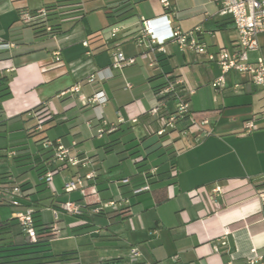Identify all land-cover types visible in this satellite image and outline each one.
Returning <instances> with one entry per match:
<instances>
[{"label": "crops", "instance_id": "0c3cea01", "mask_svg": "<svg viewBox=\"0 0 264 264\" xmlns=\"http://www.w3.org/2000/svg\"><path fill=\"white\" fill-rule=\"evenodd\" d=\"M55 1L0 0V43L10 45L0 50V78L7 79L8 89L0 97V125L8 127L9 124L19 145L26 150L18 165L23 173L38 172L40 167L52 162L51 158L44 163L53 155L42 150L44 139L60 140L69 148L75 144L72 152L80 159L99 158L104 151L97 148L98 139L92 150L93 130L87 123L94 122L101 112L84 105L98 91H103L108 98L102 109L108 122L116 123L120 115L126 120L122 128H131L132 137L137 140L154 134L159 122L146 113L158 104L149 82L157 75L183 82L191 120L196 123L206 120L203 131L211 133L199 140L194 139L195 135L180 138L179 144L174 140L176 177L170 173V163H166L164 171L152 166L149 175L141 174L132 158L134 172L123 173L125 156L118 153H115L119 156L118 164L112 160L106 166L108 161L103 160L99 165L65 170L74 169L73 178L91 171L97 173V178L90 183L91 189L97 191L96 196L88 199L92 206H97L98 200L119 201L121 197L129 200V206L124 205L119 211L108 210L100 216H87L84 224L90 228L86 234H80L79 228L84 224L79 220L62 215L58 224L61 235L66 231L71 237L91 236L97 249L117 248L126 253L119 252L116 257L100 259L95 264H228L230 261L243 264L255 255L264 258V206L259 198L264 192V180H261L264 89L256 87L249 75L234 72L227 76L225 89H214L212 84L221 76V69L205 55L182 52L171 43L165 55H153L145 47H139L141 18L153 19L164 13L159 0H132L133 16L123 21L115 14L116 0H78L84 12L82 18L69 19L56 37L36 34L32 26L43 18L40 11ZM221 1L174 0L171 10L174 27L181 31L202 27V39L209 52L237 50L238 35L229 17L220 13ZM84 42H88V47ZM259 45L261 49L253 53L255 58H250L251 61L259 56L264 58V34L259 36ZM117 51L134 58L135 63L112 71L111 77L102 82L89 84L90 75L112 65L111 56ZM76 86L80 91L71 93L70 89ZM190 91L194 92L191 96ZM38 107L48 110L41 113L40 119L31 116ZM133 117L138 119L136 124L130 122ZM249 120H254L259 130L243 134L244 123ZM29 121L36 124L29 126ZM39 123L43 129L36 131ZM32 132L35 134L31 136ZM65 171L55 177L56 196L40 175L44 188L50 191L46 199L38 195L34 200L36 191L22 187L26 200L24 206L12 207L13 218L30 204L40 224L49 227L53 221H42L43 207L51 212L62 202L81 201V193L76 199L62 200L66 193L61 174ZM9 173L1 175V180L6 179L2 185L13 183ZM127 178L129 185L117 184ZM146 183L151 185V191L137 196L131 194L132 189ZM215 184L225 189V195L214 209L191 196L197 189L209 192ZM125 210L129 211L128 215L122 214ZM93 219H103L104 224L99 225ZM226 232L228 244L222 247ZM49 239L51 244L54 239ZM15 241L21 244L28 240L22 233ZM132 248L140 250L139 259H132ZM72 253L76 254H69ZM78 260L69 264H79Z\"/></svg>", "mask_w": 264, "mask_h": 264}, {"label": "built area", "instance_id": "2783aa9c", "mask_svg": "<svg viewBox=\"0 0 264 264\" xmlns=\"http://www.w3.org/2000/svg\"><path fill=\"white\" fill-rule=\"evenodd\" d=\"M163 7L164 13L162 16L149 19L141 18V34L137 39V45L139 47H145L153 55L167 54V45L176 44L182 52H191L194 55H205L209 62L216 63L221 69V76L214 81L212 87L214 89L223 90L227 84V76L234 72L238 74H247L250 76L251 82L258 88L264 89V58L259 56L255 61L250 60V53L259 52V36L264 34V0H222L220 4V13L229 17L233 22L236 33L238 35L237 50L228 51L227 49H220L217 52H209L208 45L203 41L204 36L202 27L198 26L188 31H181L179 28L174 27L173 19L171 18V10L173 5L171 0H159ZM40 16H46V10L40 11ZM162 29V32L160 30ZM50 31V28L47 29ZM83 45L88 47V42H84ZM10 45L0 43V50L8 49ZM91 55V53H88ZM114 61L109 68L101 69L93 73L88 78L89 84L96 82H102L111 77V72L116 70H122L125 67L133 65L135 63L134 58H127L124 53L117 51L113 55ZM57 62L60 60L57 58ZM110 73L109 76H104V73ZM127 88H131L127 85ZM183 82L180 79H174L168 81L167 85L162 88L157 94L158 104L156 107L146 113L147 116L155 118L159 122V127L155 131L156 138L168 137L169 141L174 144L172 138L173 133H178L181 139H186L191 136H196L194 139L199 140L203 137L211 135L209 132H204L203 127L208 123L206 120L200 123L194 122L190 127H182V123L185 118L190 116V109L187 96L183 93ZM80 87L76 86L70 89L71 93H78ZM68 94V92L63 95ZM194 92L190 91L189 95H193ZM188 95V96H189ZM108 103V98L103 91H98L93 94L91 98L84 102L85 106L93 107L96 110H100L101 114L96 117L94 122H88L87 126L93 130L94 137L98 140L103 139L107 134H111L119 128L120 125H124L126 120L119 115L116 123L108 122L104 116L102 109ZM48 112L46 107H41L38 111H33L31 116L34 118L41 117L42 112ZM130 122L136 124L137 118H131ZM43 126L39 123L36 126V131H41ZM259 127L254 120H249L244 123L243 134H250L258 131ZM42 150L45 152H52V162L47 164L46 171L42 176V180L46 187L57 195L55 189V177L62 171L70 168H79L85 165H99L100 161L98 157L80 159L73 154V148L64 146L60 140L44 139L41 142ZM17 153L12 151L8 154L9 158H15ZM143 161L142 156L133 158L135 164ZM172 175L176 177L177 172H172ZM97 178V173L91 171L84 176L77 175L73 181L64 184L63 191L66 194L79 192L82 195L81 201H66L58 205L57 208H52L53 223L48 227L50 233L47 235L53 239L61 237V231L58 227L60 222V215H65L69 218L79 220L81 224H84V218L87 216H100L106 213L108 210L119 211L124 205L129 206V200L122 198L119 201H107L101 202L98 200L97 206H92L88 201L90 196H96L97 191L92 188L90 183ZM264 180V175L261 177ZM119 185H129L130 180L123 179L118 181ZM92 190V192H89ZM151 191V185L145 184L144 186L132 189L131 194L134 196ZM0 194L4 198L10 197V205L14 208L24 206L23 202L26 200V195L23 188L16 183H7L2 185ZM225 195V189L215 184L211 187L210 191H204V189H197L191 192V196L197 199L200 203L214 209L220 198ZM264 206V192L259 194ZM92 206V207H91ZM35 215L36 211L32 205H25L24 211L14 214V219L18 221L23 230V235L31 243H36L39 235L35 227ZM226 232L221 246H227ZM218 251V250H216ZM132 259L137 260L141 257V252L137 248L130 250ZM228 264H235L230 261ZM243 264H264V258L257 255L250 257Z\"/></svg>", "mask_w": 264, "mask_h": 264}, {"label": "trees", "instance_id": "16d2710c", "mask_svg": "<svg viewBox=\"0 0 264 264\" xmlns=\"http://www.w3.org/2000/svg\"><path fill=\"white\" fill-rule=\"evenodd\" d=\"M118 7H116L115 14L119 21L126 20L133 16V1L132 0H116ZM46 10V16L38 21L32 28L35 33L42 36L56 37L63 32V25L69 19L82 18L84 12L80 8V2L78 0H56L55 2L48 4L44 8ZM50 28V31L47 29ZM174 78H164L162 75H157L149 79V82L153 85V90L157 94L162 88L167 85L168 81H172ZM7 79L0 78V97L6 92ZM0 98V99H1ZM41 107H38V111ZM35 109V111L37 110ZM95 127H97L96 121H94ZM194 123L191 120V115L185 118L182 123V127H190ZM32 132L30 135H34ZM42 142V141H41ZM98 149H102L106 154L118 153L124 155L123 160L133 159L137 156H142L143 161L135 164L139 173L149 175L151 169L159 168L160 166L170 163L171 172L176 171L175 160L177 157V151L173 144L169 141L168 137L156 138L155 133L146 136L140 140L132 137L131 128H122L120 125L117 131L107 134L103 139L99 141ZM153 156L156 162L149 164L150 157ZM49 157L44 160L47 163L51 160ZM43 163V164H44ZM153 166V167H152ZM46 171V166H42L38 169L39 175L43 176ZM122 214L128 215L129 211L125 210ZM35 227L37 229L39 238L36 243L26 241L24 243H17L15 238L17 235L22 234L23 230L18 221L14 218L0 224V264H69L70 261L76 260L75 257L70 259L72 254H64L62 256H51L48 253V247L50 246V237L47 235L50 233L48 226L40 224V221L35 216ZM86 224L80 226V234H86ZM103 264H112L105 262Z\"/></svg>", "mask_w": 264, "mask_h": 264}, {"label": "rangeland", "instance_id": "374dc122", "mask_svg": "<svg viewBox=\"0 0 264 264\" xmlns=\"http://www.w3.org/2000/svg\"><path fill=\"white\" fill-rule=\"evenodd\" d=\"M172 5L174 4V0H171ZM251 59H254V54H249ZM254 57V58H253ZM112 63L114 61L113 54L111 56ZM36 124L34 121H29L28 125L33 126ZM89 130V129H88ZM93 132V131H92ZM94 136V132L92 133ZM92 136V150L96 147V138ZM173 140L177 141L176 144L181 143V139L178 133L172 134ZM16 151L19 154V157L17 158H9L8 154L12 151ZM26 150L23 145H19L18 141L16 140V137L14 136V132L11 129V126L8 124V127L4 125H0V187H2V183L6 181L1 180V175L7 174V172H10L11 181L16 183L17 185L21 187H29L33 191H36L32 198L35 200L38 199V195H42L44 199H46L50 195V191L46 190L39 178V173L35 170L23 173L21 168H18V165L21 164V159L23 158ZM95 158V157H94ZM154 157L151 156L149 160V164H152ZM103 160H107V164L111 163L112 160H114L117 164L119 163V156L115 153L110 155H105L104 152H100L99 161L100 163L103 162ZM104 165V164H103ZM167 164H164L160 166L159 168L161 171H164L167 169ZM122 171L123 173H133L135 170V166L131 163L130 159L125 160L122 163ZM75 175V170H69L65 171L61 174L62 181L64 184L69 183L74 180L73 176ZM10 181V182H11ZM115 190L114 184L110 185ZM1 189V188H0ZM39 191V192H38ZM79 192L73 193V195H64L62 196V200L66 201L69 199H76L79 197ZM10 197L5 196L4 198L0 194V224L5 223L6 221L13 218V212L14 208L9 203ZM62 217V214L60 215V218ZM97 224L102 225L104 224L103 219H93ZM42 221L44 223H52L53 221V215L52 212H49L44 207L42 208ZM48 250L50 252L48 253L51 256H62L65 253H71L76 252V254L73 256L75 258H78L79 264H95L100 259H109L116 257L119 252L120 254H126L124 251H120L121 249L117 248H99L97 249L95 245H93V240L91 236H81V237H71L68 235V233L65 231L63 235H61V238L54 239L50 246L48 247ZM12 264V263H7ZM19 264V263H18Z\"/></svg>", "mask_w": 264, "mask_h": 264}]
</instances>
